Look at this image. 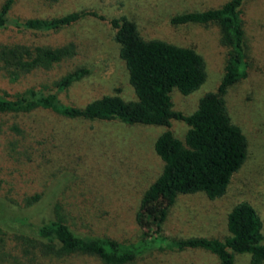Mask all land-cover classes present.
Masks as SVG:
<instances>
[{
    "label": "trees",
    "instance_id": "1",
    "mask_svg": "<svg viewBox=\"0 0 264 264\" xmlns=\"http://www.w3.org/2000/svg\"><path fill=\"white\" fill-rule=\"evenodd\" d=\"M15 1L5 0L0 6V28L12 24L24 31L17 42L0 43V89L12 88L1 89L0 94V144L7 148L0 150V225L13 232L21 253L9 255L10 264H49L52 259L76 256L93 257L102 264H155L162 245L170 242L177 251H208L220 264H235L236 254H248L251 264H264V216L249 201L232 206L226 216L229 236L223 240L192 237L171 241L161 228L179 195L204 194L210 201L222 198L246 162L248 140L228 104L230 93L247 77L245 59L254 47L255 36L242 16L247 0H229L203 11L189 4L165 17L171 27L216 24L220 42L228 49L216 91L201 97L189 115L172 109L171 93L176 90L187 96L203 85L207 78L203 57L192 48L143 37L141 32L145 22L157 21L166 5L180 0H151L144 17L139 3L131 5L128 15L108 16L96 7L78 6L77 0H35L44 7L70 4L71 9L51 18L11 22L9 12ZM83 21H96L112 32L136 100L126 102L118 95H105L83 107L64 100L67 90L88 70L72 68L55 78L50 74L84 54L89 45L73 40L41 46L36 38ZM44 80L51 82L47 89ZM72 120L166 128L153 145L162 162L161 172L143 192L131 220L144 232L143 239L125 240L116 233L118 222L123 224L126 219L118 213L120 205L112 184L86 185L56 174L46 177L49 168L95 155V138L66 129L64 122ZM174 120L188 127L183 141L169 130ZM97 154L96 158L105 160L103 153ZM48 201L51 209L44 216L46 222H32V212Z\"/></svg>",
    "mask_w": 264,
    "mask_h": 264
},
{
    "label": "rangeland",
    "instance_id": "2",
    "mask_svg": "<svg viewBox=\"0 0 264 264\" xmlns=\"http://www.w3.org/2000/svg\"><path fill=\"white\" fill-rule=\"evenodd\" d=\"M5 0H0V6ZM151 0H77L78 6L96 7L108 16L128 15L132 4L139 3L144 17ZM229 0H187L166 5L162 17L153 23L145 22L141 30L143 37L166 40L178 46L194 49L205 61L207 78L199 89L184 96L173 90L172 109L185 115L191 114L198 101L207 93L215 92L223 75L228 58V49L220 42V31L216 24H188L171 27L165 22L168 13L177 14L187 8L198 11L218 8ZM71 9L70 4L59 7H44L35 0H16L9 12V20L24 21L31 18H51ZM243 22L250 34L255 36L254 47L247 53V77L230 93L231 116L248 140V155L243 167L233 176L226 194L210 201L204 194L179 195L170 207L162 224V234L171 241L192 237L223 240L229 236L226 229V216L232 206L242 200L249 201L264 216V0H247L243 6ZM28 35V34H27ZM24 31L12 24L0 28V43L18 41ZM26 38H29L28 36ZM33 39V38H29ZM76 40L88 44L85 53H79L63 66L52 70L50 76L58 77L72 68L83 67L88 74L73 84L64 94V100L77 107L105 95H118L124 101L136 100L128 83V75L123 61L118 55V45L112 32L96 21H83L71 29L59 33L38 35L36 42L41 46H57ZM50 80V79H49ZM47 81V82H46ZM45 89L51 82L44 80ZM11 88V87H9ZM8 87L1 88L2 90ZM0 89V94L2 91ZM12 89V88H11ZM231 104V105H230ZM71 133L95 138V155L78 163H67L58 168H49L45 175L66 177L68 181L93 185L112 184L115 199L120 205L118 213L125 221L115 227L122 239L138 241L144 232L131 223L139 209V201L145 190L156 180L162 169V162L154 151L156 138L166 128L161 126H127L117 121L64 122ZM51 126V125H49ZM50 129V128H48ZM174 136L183 141L188 130L181 121H172L170 129ZM91 143V139L89 140ZM1 145V144H0ZM104 145L103 147H100ZM88 151L89 147H85ZM1 151H7L5 145ZM103 153L105 160L96 158ZM50 202L38 206L32 212L31 221L37 224L46 222ZM105 210V209H104ZM121 215V217H122ZM46 216V217H44ZM19 256L20 247L13 232L0 225V264H10V256ZM235 264H251L248 254L235 255ZM48 263V262H47ZM49 264H102L89 256H76L71 260L52 259ZM155 264H220L212 253L201 250L177 251L173 243L162 245Z\"/></svg>",
    "mask_w": 264,
    "mask_h": 264
}]
</instances>
